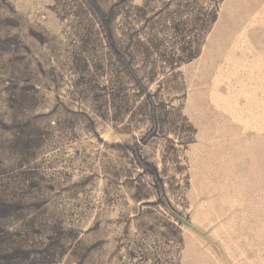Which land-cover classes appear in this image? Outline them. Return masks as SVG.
Instances as JSON below:
<instances>
[{
  "label": "rangeland",
  "instance_id": "rangeland-1",
  "mask_svg": "<svg viewBox=\"0 0 264 264\" xmlns=\"http://www.w3.org/2000/svg\"><path fill=\"white\" fill-rule=\"evenodd\" d=\"M0 264H264V0H0Z\"/></svg>",
  "mask_w": 264,
  "mask_h": 264
}]
</instances>
